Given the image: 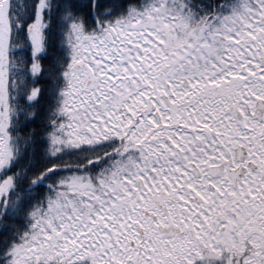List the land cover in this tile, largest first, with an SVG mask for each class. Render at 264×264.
<instances>
[{
    "label": "snow or ice",
    "instance_id": "snow-or-ice-1",
    "mask_svg": "<svg viewBox=\"0 0 264 264\" xmlns=\"http://www.w3.org/2000/svg\"><path fill=\"white\" fill-rule=\"evenodd\" d=\"M0 264H264V0H0Z\"/></svg>",
    "mask_w": 264,
    "mask_h": 264
}]
</instances>
